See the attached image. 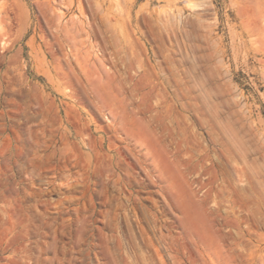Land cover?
I'll list each match as a JSON object with an SVG mask.
<instances>
[{
    "label": "rangeland",
    "instance_id": "1",
    "mask_svg": "<svg viewBox=\"0 0 264 264\" xmlns=\"http://www.w3.org/2000/svg\"><path fill=\"white\" fill-rule=\"evenodd\" d=\"M262 12L0 0V264H264Z\"/></svg>",
    "mask_w": 264,
    "mask_h": 264
},
{
    "label": "bare ground",
    "instance_id": "2",
    "mask_svg": "<svg viewBox=\"0 0 264 264\" xmlns=\"http://www.w3.org/2000/svg\"><path fill=\"white\" fill-rule=\"evenodd\" d=\"M261 10V9H260ZM263 13V12H262ZM264 14V13H263ZM260 24V23H259ZM258 32V31H257ZM262 48V47H261ZM264 48V47H263ZM264 51V49H262Z\"/></svg>",
    "mask_w": 264,
    "mask_h": 264
}]
</instances>
